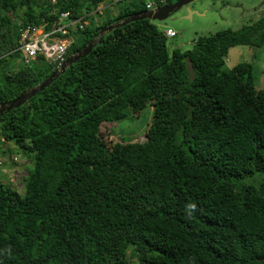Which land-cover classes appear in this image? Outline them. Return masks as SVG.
I'll list each match as a JSON object with an SVG mask.
<instances>
[{"label":"trees","instance_id":"trees-1","mask_svg":"<svg viewBox=\"0 0 264 264\" xmlns=\"http://www.w3.org/2000/svg\"><path fill=\"white\" fill-rule=\"evenodd\" d=\"M54 1L0 0V106L59 69L25 63L26 28L80 20L56 35L71 40L67 60L104 27L179 0ZM167 31L149 19L114 30L0 117V142L23 154L2 151L23 173L0 180V264H264V89L250 63L225 70L232 48L264 47V17L187 51H170ZM148 107L143 134L118 136Z\"/></svg>","mask_w":264,"mask_h":264},{"label":"rangeland","instance_id":"rangeland-1","mask_svg":"<svg viewBox=\"0 0 264 264\" xmlns=\"http://www.w3.org/2000/svg\"><path fill=\"white\" fill-rule=\"evenodd\" d=\"M188 9L194 12L193 16L189 17ZM262 17H264V0H196L171 15L167 20L152 21V23L160 31L165 32L170 28L177 33L175 38H169L170 51L175 48L187 51L192 49L194 40L200 36H210L227 29L239 30ZM16 63H22L21 57L16 60ZM240 63H250L254 66L256 86L264 89V47L238 46L232 48L226 59L225 70ZM152 112V108L148 107L139 118L126 120L118 124L117 127L115 126L114 130L120 137L128 135L138 137L140 133L143 134L151 121ZM7 146L14 151L13 155L22 153L14 144L3 145L0 142V165L3 164L0 166V180L13 186L15 178L17 180V177H20L23 172L19 169L20 161V165L16 164L18 161L12 163L14 159L11 161L10 154H2L3 149ZM24 188L23 182L18 183L15 187L20 192Z\"/></svg>","mask_w":264,"mask_h":264},{"label":"water","instance_id":"water-1","mask_svg":"<svg viewBox=\"0 0 264 264\" xmlns=\"http://www.w3.org/2000/svg\"><path fill=\"white\" fill-rule=\"evenodd\" d=\"M196 0H179L176 3L161 6L152 10H147L145 12H140L137 14H133L130 17L113 23L109 26L104 27L99 34L92 39L89 44L78 51L77 53L71 55L65 63L60 66L58 70H56L53 74H51L44 82L40 85L33 87L32 89H28L19 97L12 101L5 102L0 106V117H2L5 113L11 112L14 109L20 108L24 105L30 98L35 96L37 93L43 91L45 88L50 86L55 80H57L62 74L66 72V70L78 60L87 57L92 53L94 48L103 43L104 38L112 33L114 30L119 29L128 25L129 23L149 19L151 21H164L167 20L171 15L177 13L179 10L183 9V7H187L190 3L195 2ZM194 12L188 9V15L193 16Z\"/></svg>","mask_w":264,"mask_h":264},{"label":"built area","instance_id":"built-area-1","mask_svg":"<svg viewBox=\"0 0 264 264\" xmlns=\"http://www.w3.org/2000/svg\"><path fill=\"white\" fill-rule=\"evenodd\" d=\"M53 2L55 3L54 0ZM153 7V4H149L148 10L154 9ZM69 16V13H63L59 20L54 21L49 31H46L44 25H35L34 27L26 28L22 32L18 51L23 54L25 63H31L42 55L51 64H59L58 68H60L65 60L67 49L71 45V40L68 38L62 39L56 35L59 33L68 34L69 27L80 22L78 20L65 23ZM167 35L170 37L176 36V32L173 29H168Z\"/></svg>","mask_w":264,"mask_h":264},{"label":"bare ground","instance_id":"bare-ground-1","mask_svg":"<svg viewBox=\"0 0 264 264\" xmlns=\"http://www.w3.org/2000/svg\"><path fill=\"white\" fill-rule=\"evenodd\" d=\"M65 61H66V59L64 60V62L62 63V65L65 63ZM62 65H61V66H62Z\"/></svg>","mask_w":264,"mask_h":264},{"label":"clouds","instance_id":"clouds-1","mask_svg":"<svg viewBox=\"0 0 264 264\" xmlns=\"http://www.w3.org/2000/svg\"><path fill=\"white\" fill-rule=\"evenodd\" d=\"M156 8H158V7H156ZM155 9V8H154ZM152 10V9H151ZM176 35H177V33H176Z\"/></svg>","mask_w":264,"mask_h":264}]
</instances>
